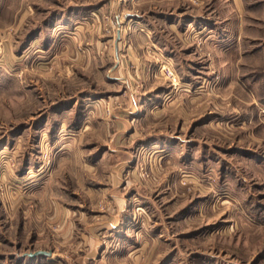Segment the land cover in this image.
Here are the masks:
<instances>
[{
    "label": "rangeland",
    "instance_id": "obj_1",
    "mask_svg": "<svg viewBox=\"0 0 264 264\" xmlns=\"http://www.w3.org/2000/svg\"><path fill=\"white\" fill-rule=\"evenodd\" d=\"M0 264H264V0H0Z\"/></svg>",
    "mask_w": 264,
    "mask_h": 264
},
{
    "label": "water",
    "instance_id": "obj_2",
    "mask_svg": "<svg viewBox=\"0 0 264 264\" xmlns=\"http://www.w3.org/2000/svg\"><path fill=\"white\" fill-rule=\"evenodd\" d=\"M51 254V251H46V250H37V251H34V252H28L27 255L30 256V257H35V256H38V255H50Z\"/></svg>",
    "mask_w": 264,
    "mask_h": 264
},
{
    "label": "crops",
    "instance_id": "obj_3",
    "mask_svg": "<svg viewBox=\"0 0 264 264\" xmlns=\"http://www.w3.org/2000/svg\"><path fill=\"white\" fill-rule=\"evenodd\" d=\"M122 212V211H121ZM119 215H120V213H119ZM125 217V216H124ZM115 220H117V217L115 218ZM113 223V224H112ZM111 223V226H114L115 224H114V222H112Z\"/></svg>",
    "mask_w": 264,
    "mask_h": 264
}]
</instances>
